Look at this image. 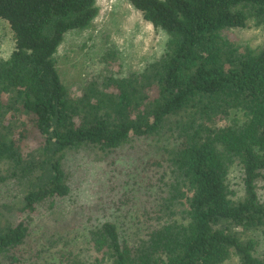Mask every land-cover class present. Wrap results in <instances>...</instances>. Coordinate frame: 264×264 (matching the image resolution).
Instances as JSON below:
<instances>
[{
    "label": "trees",
    "instance_id": "1",
    "mask_svg": "<svg viewBox=\"0 0 264 264\" xmlns=\"http://www.w3.org/2000/svg\"><path fill=\"white\" fill-rule=\"evenodd\" d=\"M127 1L163 51L109 47L74 92L58 49L97 0H0V264H264V42L226 34L264 0Z\"/></svg>",
    "mask_w": 264,
    "mask_h": 264
},
{
    "label": "rangeland",
    "instance_id": "2",
    "mask_svg": "<svg viewBox=\"0 0 264 264\" xmlns=\"http://www.w3.org/2000/svg\"><path fill=\"white\" fill-rule=\"evenodd\" d=\"M99 12L89 27L67 33L58 49V69L63 82L74 92L80 89L88 71L97 67L100 58L109 48H113L127 70L140 69L148 59L159 55L166 36L146 21L142 14L127 0H97ZM226 34L234 41L258 48L264 42L263 31L254 26L232 28ZM13 47V34L9 24L0 18V56L7 55ZM236 176L235 173L232 174ZM238 180V179H237ZM96 183L81 180L78 191ZM75 192L66 206H76L79 192ZM6 186L0 187V198H9ZM70 206V207H71ZM139 216V212H134ZM258 253H264V239L259 236ZM50 251H47V255ZM226 264H238L237 260Z\"/></svg>",
    "mask_w": 264,
    "mask_h": 264
}]
</instances>
